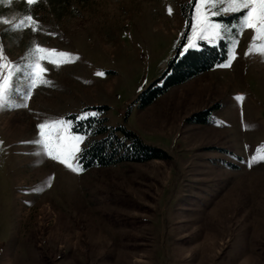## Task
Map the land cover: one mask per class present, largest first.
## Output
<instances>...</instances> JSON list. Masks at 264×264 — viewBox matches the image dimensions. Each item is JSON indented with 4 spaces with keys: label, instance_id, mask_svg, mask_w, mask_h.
<instances>
[{
    "label": "rangeland",
    "instance_id": "obj_1",
    "mask_svg": "<svg viewBox=\"0 0 264 264\" xmlns=\"http://www.w3.org/2000/svg\"><path fill=\"white\" fill-rule=\"evenodd\" d=\"M0 6V44L21 65L14 87H27L23 68L34 42L72 54L59 66L42 61L51 83L38 82L27 107L0 108V264H264V56L244 54L251 29L222 66L240 12L210 17L229 26L224 38L185 49L189 0ZM26 15L39 30L4 22ZM202 43H223L225 60L141 108V93L164 78L170 61ZM214 107L208 123L190 121ZM93 112L167 159L77 173L22 143L38 138V123L63 117L70 134L84 137L82 149L89 138L74 131L71 116Z\"/></svg>",
    "mask_w": 264,
    "mask_h": 264
},
{
    "label": "snow or ice",
    "instance_id": "obj_2",
    "mask_svg": "<svg viewBox=\"0 0 264 264\" xmlns=\"http://www.w3.org/2000/svg\"><path fill=\"white\" fill-rule=\"evenodd\" d=\"M37 2L38 0H26L27 5H34ZM189 3L193 6L194 14L191 23L192 34L188 36V42L184 45L185 49L197 47L196 40H204L214 44L218 39L224 38L229 31V26L212 20L210 17L221 13L240 12L239 24L234 26L236 34L231 37L228 60L222 66H230L231 60L235 58L234 49L238 44V36L245 29H251L253 36L244 54L247 56L258 53L264 56V0H189ZM167 11L169 14L172 13L173 10L170 5L167 6ZM4 22L14 29L31 27L34 32L39 30V21L32 15H26L14 23L11 21ZM50 35H55V33H50ZM71 55V53L45 47L34 42L29 49L26 58L27 63L23 68L27 84L26 89H24L14 87L11 83L13 73L20 71L21 65L7 60L3 45L0 44V108L27 107L26 102L37 83H51V81L44 79L43 74L47 71V68L43 66L42 61L47 60L59 66L61 63L66 62L62 58H70ZM5 69H7V72H5ZM97 75H104V73L98 72ZM15 93L22 94L18 97L20 103L16 102ZM235 99L242 101L244 97L242 94H237ZM96 115L97 113L94 112L82 113L79 118L94 117ZM71 123L72 121L63 117L45 119L37 124L39 129L38 138L32 141H22V143L38 145V154H43L59 161L73 172H81L83 169L78 162L79 157L76 154L82 151L80 144L84 137L68 132ZM245 127H248V125H245ZM259 159L264 160V153L259 156ZM256 160L257 157L255 155L251 156L247 161L249 167Z\"/></svg>",
    "mask_w": 264,
    "mask_h": 264
},
{
    "label": "trees",
    "instance_id": "obj_3",
    "mask_svg": "<svg viewBox=\"0 0 264 264\" xmlns=\"http://www.w3.org/2000/svg\"><path fill=\"white\" fill-rule=\"evenodd\" d=\"M64 0H49L52 6L59 7ZM4 0H0L2 4ZM57 3V4H56ZM1 7V6H0ZM0 10H3L0 8ZM26 12V10H25ZM226 46L222 43L219 47L201 44L200 50H190L184 56L177 55L168 64L164 78L156 81L146 91L142 92L138 101L140 107L145 108L157 98L166 94L173 86L183 84L194 77L213 69L226 58ZM162 82V84H161ZM106 111L105 107H95ZM216 108L195 115L192 123L206 124ZM74 121L73 129L76 133L83 134L91 140L82 148L79 164L84 170L92 168H109L128 162L142 163L153 159L164 160L167 155L158 148L144 144L134 133L124 128H113L108 125L107 118L101 115L89 117L85 120Z\"/></svg>",
    "mask_w": 264,
    "mask_h": 264
}]
</instances>
